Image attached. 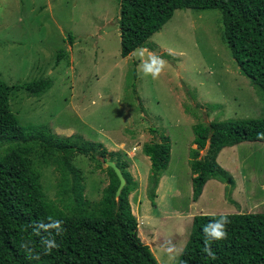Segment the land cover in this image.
<instances>
[{
    "label": "rangeland",
    "instance_id": "374dc122",
    "mask_svg": "<svg viewBox=\"0 0 264 264\" xmlns=\"http://www.w3.org/2000/svg\"><path fill=\"white\" fill-rule=\"evenodd\" d=\"M118 9L119 0H0V80L17 86L51 80L39 96L21 88L10 93L18 123L98 142L106 151L98 156L95 150L99 160L115 162L109 153L117 152L134 182L127 200L140 241L157 264H175L193 215L264 212V141L219 149L214 160L233 184L210 178L196 200L188 166V150L196 147L194 123L261 118L264 101L220 40L217 10L175 9L144 47L121 57ZM59 50L64 54L55 63ZM141 53L166 61L159 78L143 74ZM163 137L169 158L151 203L142 145ZM70 164L80 170L84 198L96 201L108 182L104 162L95 169L94 162L75 154ZM38 169L45 197L57 203L58 172L51 163Z\"/></svg>",
    "mask_w": 264,
    "mask_h": 264
},
{
    "label": "trees",
    "instance_id": "16d2710c",
    "mask_svg": "<svg viewBox=\"0 0 264 264\" xmlns=\"http://www.w3.org/2000/svg\"><path fill=\"white\" fill-rule=\"evenodd\" d=\"M185 8L219 12L220 40L238 72L264 101V0H119V55L144 47L175 9ZM67 37L71 42L69 33ZM63 54L58 51L55 63ZM50 85L47 78L20 86L0 80V264H157L137 235L127 200L134 182L124 161L117 160L119 154L109 153L125 181L117 198L118 179L105 166L108 182L99 198L89 201L82 193L80 170L70 164V157L84 155L100 169L104 160L95 150L98 156L106 152L100 143L75 134L59 136L46 125L22 126L11 112L12 91L21 88L28 96H39ZM191 131L196 147L188 150V166L191 199L196 200L210 178L232 186L231 175L215 162V155L223 146L264 141V135H259L264 134V117L196 122ZM204 147V155L197 158L198 149ZM142 152L149 161L146 193L152 203L169 158L167 138L144 142ZM47 163L54 165L60 177L57 203L42 191L38 167ZM221 215H227L231 223L226 225V238L210 242L216 257L212 259L204 252L203 229ZM56 221L61 222L59 227L53 226ZM60 228L62 234L57 233ZM46 239H54L57 247L45 252ZM175 264H264V212L193 215Z\"/></svg>",
    "mask_w": 264,
    "mask_h": 264
},
{
    "label": "clouds",
    "instance_id": "9594fccd",
    "mask_svg": "<svg viewBox=\"0 0 264 264\" xmlns=\"http://www.w3.org/2000/svg\"><path fill=\"white\" fill-rule=\"evenodd\" d=\"M166 65V61L154 54L149 53L146 58L143 57V53H141V70L144 75H151L153 79L159 78L160 74L163 72ZM264 135V134H259ZM61 222L56 221V223L53 226L59 227ZM231 223L227 215H221L219 219H216L212 222H210L208 225H206L203 229V232L205 234V247L204 252L206 255L212 259H215V253L213 252L210 242L211 241H218L221 239L226 238L227 231H226V225ZM41 227H44L47 229V225H41ZM63 229L60 228L58 234H62ZM45 245V252L50 251L52 248L57 247V244L55 243L54 239H46L43 241ZM174 248L170 247L169 252L174 253ZM179 254V253H176Z\"/></svg>",
    "mask_w": 264,
    "mask_h": 264
},
{
    "label": "water",
    "instance_id": "95a60500",
    "mask_svg": "<svg viewBox=\"0 0 264 264\" xmlns=\"http://www.w3.org/2000/svg\"><path fill=\"white\" fill-rule=\"evenodd\" d=\"M104 164L105 166H108L109 168L112 169V171L114 172L115 176L118 179V184L117 187L114 191V197L117 198L122 186L124 185V178L120 172V170L118 169V167L116 166V164L113 161L110 160H104Z\"/></svg>",
    "mask_w": 264,
    "mask_h": 264
},
{
    "label": "crops",
    "instance_id": "0c3cea01",
    "mask_svg": "<svg viewBox=\"0 0 264 264\" xmlns=\"http://www.w3.org/2000/svg\"><path fill=\"white\" fill-rule=\"evenodd\" d=\"M161 174L163 175V173H161ZM162 175H161V176H162ZM159 180H160V177H159ZM159 180H158V181H159Z\"/></svg>",
    "mask_w": 264,
    "mask_h": 264
}]
</instances>
